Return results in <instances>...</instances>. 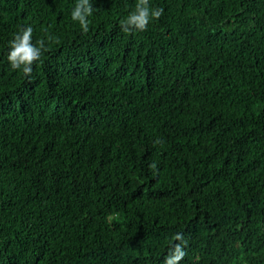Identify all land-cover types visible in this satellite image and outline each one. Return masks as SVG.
Here are the masks:
<instances>
[{"label": "trees", "instance_id": "1", "mask_svg": "<svg viewBox=\"0 0 264 264\" xmlns=\"http://www.w3.org/2000/svg\"><path fill=\"white\" fill-rule=\"evenodd\" d=\"M75 2L0 0V264H264V0Z\"/></svg>", "mask_w": 264, "mask_h": 264}, {"label": "clouds", "instance_id": "2", "mask_svg": "<svg viewBox=\"0 0 264 264\" xmlns=\"http://www.w3.org/2000/svg\"><path fill=\"white\" fill-rule=\"evenodd\" d=\"M94 7L91 0H76L71 19L78 22L84 31L88 30L89 17L93 15ZM164 14L162 7H153L150 0H137L135 8L121 21V28L126 33L146 31L151 22L158 20ZM34 29L31 25L22 26L9 41L7 61L11 70L22 71L25 76H31L33 65L38 62L45 50V41L33 42ZM154 166V165H153ZM171 250L165 257L164 264H180L186 255V241L183 233L177 232L172 237Z\"/></svg>", "mask_w": 264, "mask_h": 264}]
</instances>
